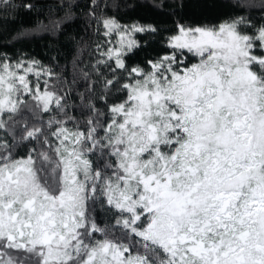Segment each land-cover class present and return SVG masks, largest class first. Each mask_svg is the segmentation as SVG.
I'll use <instances>...</instances> for the list:
<instances>
[{
	"label": "snow or ice",
	"instance_id": "obj_1",
	"mask_svg": "<svg viewBox=\"0 0 264 264\" xmlns=\"http://www.w3.org/2000/svg\"><path fill=\"white\" fill-rule=\"evenodd\" d=\"M122 6L86 5L94 55L70 78L0 53V264H264V15ZM63 8L45 32L65 35Z\"/></svg>",
	"mask_w": 264,
	"mask_h": 264
},
{
	"label": "trees",
	"instance_id": "obj_2",
	"mask_svg": "<svg viewBox=\"0 0 264 264\" xmlns=\"http://www.w3.org/2000/svg\"><path fill=\"white\" fill-rule=\"evenodd\" d=\"M89 2L90 0H33L36 8L31 12L20 10L19 15L15 16L11 12H0V53L9 55L26 53L45 64L51 63L53 66L58 64L56 71H67L70 78L78 59L89 62L94 55L93 46L97 37L95 23L87 15L86 5ZM98 2L99 13L115 15L122 20L128 18L127 9L122 6L123 0H98ZM246 2L254 7L245 14H250L259 20L261 15H264L259 10L260 0H246ZM65 4L74 7L73 20L65 35L45 32L40 22L46 23L49 18L64 16L68 11L67 8H63ZM76 5L79 7H75ZM58 9L61 10L57 11ZM223 11L231 12L232 9L225 8ZM53 56H56L57 60L53 61L51 59Z\"/></svg>",
	"mask_w": 264,
	"mask_h": 264
}]
</instances>
